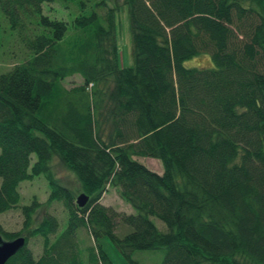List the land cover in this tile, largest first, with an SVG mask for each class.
Listing matches in <instances>:
<instances>
[{"label":"trees","instance_id":"1","mask_svg":"<svg viewBox=\"0 0 264 264\" xmlns=\"http://www.w3.org/2000/svg\"><path fill=\"white\" fill-rule=\"evenodd\" d=\"M133 65L118 66L116 8L106 0H0L22 62L0 74V216L20 209L25 246L6 264H110L108 237L129 264H264V0H122ZM59 4L64 18L44 13ZM6 25V28L4 25ZM209 54L211 69L184 61ZM78 75L83 84L62 82ZM134 158L162 163L161 175ZM69 171L76 195L59 184ZM44 176L47 203L20 205L19 185ZM116 189L134 214L100 204ZM151 218L165 226L161 231ZM124 229L117 234V228ZM92 246L84 249L77 231ZM61 230V231H60ZM31 238L42 239L34 258Z\"/></svg>","mask_w":264,"mask_h":264},{"label":"rangeland","instance_id":"2","mask_svg":"<svg viewBox=\"0 0 264 264\" xmlns=\"http://www.w3.org/2000/svg\"><path fill=\"white\" fill-rule=\"evenodd\" d=\"M107 6L110 8H116V42L118 46V66L120 68H129L133 65V59L131 54V37L129 29V21L127 17V7L122 4V0H106ZM48 11L44 13L48 14L50 17H57L58 19L64 18L66 14L62 12L59 4L53 3L50 5V8H47ZM4 25V24H3ZM6 28V25H4ZM23 48L16 42L15 38L9 35V33H4L1 39L0 45V74L4 73L20 62L25 56ZM183 66L185 68H196V69H211L213 68V63L211 61L209 54H201L199 56L193 57L184 61ZM83 84L82 79L76 75L70 78L65 79L61 85L66 89L80 86ZM140 164L144 165L151 172L161 175L163 172L162 163L158 160L151 158H134ZM53 179H55L59 184L70 189L71 192H74L76 199L80 194L78 190V183L73 178V175L67 171L65 168H62L56 161L53 163L52 167ZM49 183L44 176H39L38 178H33L30 181L22 182L19 185L18 192L21 198L20 205L27 206L30 205L33 201H36L40 206L39 210L36 212L34 219L39 220L45 214L54 216L58 222L61 224V229L65 227L66 213L64 208L60 203H47L51 189H49ZM86 195V194H84ZM88 197V195H86ZM100 204L105 207L111 208L117 213L124 214H134L133 209L127 205L119 196V193L116 189L108 188L106 192L101 196ZM20 209H14L8 211L0 216V226L4 233L18 234L22 229L23 217L21 215ZM151 221L154 223L159 230L164 231L165 226L162 222L157 219L151 218ZM61 231V230H60ZM124 229L119 226L116 230L117 234H122ZM21 234V232L19 233ZM23 237V236H19ZM77 240L79 241L80 248L86 252V249L89 246H92L93 242L85 230L79 229L77 231ZM99 243L102 246V249L108 256L110 264H129L127 260L120 254V252L115 248L108 237L99 238ZM28 249L32 252L34 258H39L42 247V239L40 238H31L28 241ZM164 250H153V251H134L132 259L136 260L138 264H160L164 258ZM84 264L86 262V254H83L82 257Z\"/></svg>","mask_w":264,"mask_h":264},{"label":"water","instance_id":"3","mask_svg":"<svg viewBox=\"0 0 264 264\" xmlns=\"http://www.w3.org/2000/svg\"><path fill=\"white\" fill-rule=\"evenodd\" d=\"M88 202V198L84 194H80L75 203L78 208L84 207ZM25 246V239L18 237L13 240L5 241L0 236V264H6L7 261L15 256Z\"/></svg>","mask_w":264,"mask_h":264}]
</instances>
